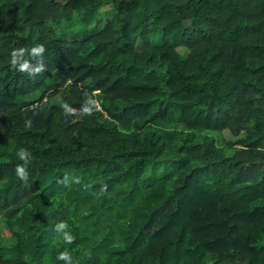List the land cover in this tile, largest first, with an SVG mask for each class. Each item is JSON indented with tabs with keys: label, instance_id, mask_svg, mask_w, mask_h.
I'll return each instance as SVG.
<instances>
[{
	"label": "trees",
	"instance_id": "obj_1",
	"mask_svg": "<svg viewBox=\"0 0 264 264\" xmlns=\"http://www.w3.org/2000/svg\"><path fill=\"white\" fill-rule=\"evenodd\" d=\"M1 228L0 264H264V0H0Z\"/></svg>",
	"mask_w": 264,
	"mask_h": 264
},
{
	"label": "rangeland",
	"instance_id": "obj_2",
	"mask_svg": "<svg viewBox=\"0 0 264 264\" xmlns=\"http://www.w3.org/2000/svg\"><path fill=\"white\" fill-rule=\"evenodd\" d=\"M88 13H90V12H88ZM85 16L86 15L84 13H75L74 14L73 18L78 17L79 19H81L78 23L75 24L74 27H76V29L82 30L83 22H84L83 17L85 18ZM111 18H112V11L110 10V8L107 5H101L100 7H98L94 11H92V13L89 16H87V23L86 24H87L88 28L92 29L95 26H97V27L99 25L101 26L106 19H111ZM66 26H68V25H65L63 27H66ZM97 29H99V27L94 29L93 32H91L89 34L94 33ZM62 31L64 32L63 37L67 41H69V40H71V38H73V36L70 34V32H67L68 30L61 29V32ZM175 162L176 161L160 164L157 166L158 170H155V171L152 170L151 172H147L148 168H152V167H148L146 172H145V176L143 177V183H142L141 187L147 183H151V182H154L157 179H159L166 170H175L177 168ZM0 230H1V233L3 235H6V232L3 228H1Z\"/></svg>",
	"mask_w": 264,
	"mask_h": 264
},
{
	"label": "clouds",
	"instance_id": "obj_3",
	"mask_svg": "<svg viewBox=\"0 0 264 264\" xmlns=\"http://www.w3.org/2000/svg\"><path fill=\"white\" fill-rule=\"evenodd\" d=\"M36 50L43 51L44 49H43V47H39ZM15 63H16L15 59L12 58L11 64L12 65H15ZM19 70L20 71H27L28 72L29 71V66L25 63V64H23V65H21L19 67ZM41 70H42V68H38L35 71L36 72H40ZM65 107H67V106L65 105ZM85 111H87V110H85ZM18 155H19V157L21 159H25L26 157L28 158L30 154L25 149H20ZM16 173H17V176H18V178L20 180H23L25 182L27 181V179H28V173L25 170V167H23V166H17ZM65 227H66V225L64 223H61V224H59L57 230L63 229ZM73 239L74 238L70 234H68L67 232L64 233V240L66 242L71 243L73 241ZM57 258L60 259V260L70 261V256H69V254L67 252L60 253V255Z\"/></svg>",
	"mask_w": 264,
	"mask_h": 264
}]
</instances>
